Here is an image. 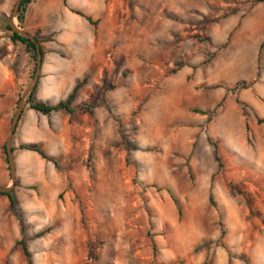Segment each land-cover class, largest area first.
<instances>
[{
	"label": "rangeland",
	"instance_id": "obj_1",
	"mask_svg": "<svg viewBox=\"0 0 264 264\" xmlns=\"http://www.w3.org/2000/svg\"><path fill=\"white\" fill-rule=\"evenodd\" d=\"M227 1L229 15L249 13L252 23L264 16V1ZM15 2L0 0V20L9 23ZM186 11L181 6L180 15ZM13 23L18 26L15 17ZM186 31L168 41L170 34L163 29L149 33L144 39L150 49H142L131 69L122 59L102 64L99 73L90 69L71 115L45 116L26 103L12 137V181L3 147L34 75L29 76L24 47L12 44L0 23V186L13 189L16 201L14 215L0 195V221L19 223V218L26 237L38 230L49 233L60 220L75 218L88 240L90 260L115 224L116 233L134 245L132 253L122 256L125 264H264V122L257 121L264 119V100L258 99L252 82L241 81L250 75L242 70L239 55L231 59L226 83L194 84L190 76L181 86L168 80L171 70L187 64L190 55L205 52L204 46L190 44ZM110 83L114 88L109 89ZM18 88L22 91L15 104ZM88 104L96 107L78 110ZM26 123L36 129L23 131ZM23 143L40 146L58 167L41 162L39 155L24 154L18 148ZM49 170L62 177L57 193L51 187L20 184L28 171L33 176V171L47 175ZM34 197L48 209L37 203L31 208ZM66 206L71 207L62 211ZM27 243L34 263L40 264L39 239ZM56 263L54 258L50 262ZM1 264L26 261L17 248Z\"/></svg>",
	"mask_w": 264,
	"mask_h": 264
},
{
	"label": "crops",
	"instance_id": "obj_2",
	"mask_svg": "<svg viewBox=\"0 0 264 264\" xmlns=\"http://www.w3.org/2000/svg\"><path fill=\"white\" fill-rule=\"evenodd\" d=\"M181 6H187L183 16L180 15ZM228 7L227 0H33L27 9L24 30L32 36L38 32L42 37H52L51 41L41 43L44 55L34 97L55 104L65 99L92 68L99 73L102 64L111 66L122 59V65L131 69L137 64V55L143 56L142 49H150L148 39H144L149 33L163 29L170 34L166 38L168 41L175 33L184 34L188 29L190 44L204 46L205 52L190 55V61L170 74L168 80L181 86L190 76L194 84L200 81L226 83L228 69L233 64L231 59L239 55L242 70L250 75L241 81L252 82L251 87L259 91L258 99L264 100V51L259 55L264 40V16L252 23L249 13L229 15ZM71 10H79L97 21V30ZM200 37L203 40L197 43ZM258 56L261 68L257 77ZM3 84L1 78L0 88ZM176 87L174 90L178 92L180 87ZM9 96H14L13 92H9ZM30 127L36 129L35 125L26 123L23 131ZM23 152L38 155L29 150ZM39 160L44 161L41 157ZM27 173L28 176L21 177L22 186L37 184L41 190L51 187L54 193L62 188L61 175L52 170L47 175L40 171H33V176L30 171ZM36 203L39 208L48 209L41 207L35 197L31 208H35ZM70 207H63L62 211ZM15 222L9 218L0 221V264L1 260H8L13 249H21L16 244L21 238L20 225L17 222V228ZM78 230L75 218L62 219L51 232L36 237L42 231L38 230L26 237L28 242L39 239L40 264H50L53 258L56 264H125L122 256L134 250L130 238L117 234L113 224L112 233L100 239L95 248L96 256L90 260L87 258L88 240ZM27 248L35 264L29 243Z\"/></svg>",
	"mask_w": 264,
	"mask_h": 264
},
{
	"label": "trees",
	"instance_id": "obj_3",
	"mask_svg": "<svg viewBox=\"0 0 264 264\" xmlns=\"http://www.w3.org/2000/svg\"><path fill=\"white\" fill-rule=\"evenodd\" d=\"M33 0H21L19 7L15 13V18L17 20L18 23V27H20L21 29L24 30V22H25V17H26V13H27V9L28 6L31 4ZM259 2L264 1V0H257ZM73 13L84 17L91 25L94 26V28L97 30V21L93 20L91 17H89L88 15L84 14L83 12L79 11V10H71ZM3 22L4 23V29L7 30L9 32V39L11 41L12 44H21L26 53L29 55V63L31 65V69H30V73L29 76L30 78L35 74V71L37 69V64H36V59H37V45L36 43H38L39 48H40V53L42 55V59H43V55H44V51L43 48L41 46V43L43 42H47V41H51L52 37L51 36H46V37H42L39 35L38 32H36L35 34H33V37L35 38V42L20 35L19 33H17L16 31H14L9 23L7 22L6 19H1L0 23ZM25 31V30H24ZM26 32V31H25ZM27 33V32H26ZM264 49V40L263 42L260 44L259 47V55L261 54V51ZM260 59L258 56V65H257V77L259 76L260 73ZM176 71V69H172L171 73H174ZM87 82V78L84 77L81 81L77 82L75 84V86L73 87L71 93L63 100H59L57 103L55 104H51L49 102L46 101H41V100H37L34 97V91L36 89V86L34 87L31 95L29 96V98L27 99V107L37 113H40L42 115L48 116L53 112H64L66 114H73L76 111V108L73 106L74 100L76 98V94L77 91L79 90V88L85 84ZM240 82H237L236 85H239ZM114 88V85L112 83H110L109 85V89ZM18 88V94H17V99L15 104L18 102V100L20 99V94H21V89ZM242 106H244V104H241ZM94 107H96V105H92V104H88V105H81L78 110L80 111H90L91 109H93ZM201 114H205L203 112L198 111ZM22 115V114H21ZM21 117V116H20ZM20 120V118H19ZM258 122H264V119L261 118H257ZM214 148H215V158L218 161V168H221L223 166V163L220 159V156L218 154V148L217 145L213 144ZM18 148L20 149H25V150H30L33 152H36L42 159H44L47 162H51L54 166L58 167V162L56 159H54L53 157H50L44 150H42L40 148V146H38L35 143L32 144H20L18 146ZM15 148L12 146V151H14ZM3 151L5 154V162L8 163V157H6V150L5 147H3ZM0 195L5 196L8 200L9 203V210L14 214V208H15V197H14V193H13V189L7 191V192H0ZM210 202H211V198H209ZM175 202V201H174ZM81 220L82 222L84 221L83 218V211L81 210ZM19 225H20V234H21V238L16 242L17 245H19L21 247L22 253L24 255L26 264H33L32 263V259H31V254L27 248V238L25 237V228L23 226V223L21 220H19ZM47 230L41 231L39 233H37L35 236L38 237L42 234H44Z\"/></svg>",
	"mask_w": 264,
	"mask_h": 264
},
{
	"label": "water",
	"instance_id": "obj_4",
	"mask_svg": "<svg viewBox=\"0 0 264 264\" xmlns=\"http://www.w3.org/2000/svg\"><path fill=\"white\" fill-rule=\"evenodd\" d=\"M21 0H16L15 4H14V7H13V10H12V16L9 20V25L10 27L16 31L17 33H19L20 35L32 40L35 42V38L26 33L25 31H23L20 27L16 26L13 24V18L15 17L14 14L16 13L18 7H19V4H20ZM37 45V51H38V54H37V59H36V64H37V69H36V72L34 74V76L32 77V80L31 82L29 83V85L27 86L25 92L23 93L19 103H18V106L16 108V111H15V114H14V117L11 121V126H10V129H9V133H8V136L6 138V143H5V149H6V153H7V157H8V163H9V166H10V173H11V179L13 181V157H12V147H11V143H12V137L14 135V132H15V128H16V125L19 121V118L23 112V109L27 103V99L29 98V96L31 95L34 87L36 86L37 82H38V71L40 69V66H41V63H42V55L40 53V48H39V45L38 43H36ZM11 190L10 187H1L0 186V192H7Z\"/></svg>",
	"mask_w": 264,
	"mask_h": 264
},
{
	"label": "bare ground",
	"instance_id": "obj_5",
	"mask_svg": "<svg viewBox=\"0 0 264 264\" xmlns=\"http://www.w3.org/2000/svg\"><path fill=\"white\" fill-rule=\"evenodd\" d=\"M14 24V23H13Z\"/></svg>",
	"mask_w": 264,
	"mask_h": 264
}]
</instances>
